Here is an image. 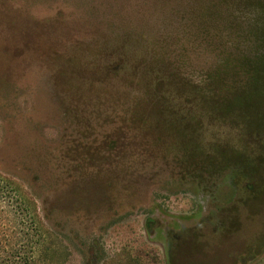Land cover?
<instances>
[{
    "label": "rangeland",
    "instance_id": "374dc122",
    "mask_svg": "<svg viewBox=\"0 0 264 264\" xmlns=\"http://www.w3.org/2000/svg\"><path fill=\"white\" fill-rule=\"evenodd\" d=\"M263 14L0 0V175L42 218L52 264H264V84L241 65ZM4 206L0 257H34Z\"/></svg>",
    "mask_w": 264,
    "mask_h": 264
},
{
    "label": "trees",
    "instance_id": "16d2710c",
    "mask_svg": "<svg viewBox=\"0 0 264 264\" xmlns=\"http://www.w3.org/2000/svg\"><path fill=\"white\" fill-rule=\"evenodd\" d=\"M264 15V14H263ZM256 31L253 32L255 36V48L259 51L254 57H243L241 61L242 67L246 69V76L251 78L252 85L264 84V72L259 75V72L264 71V51L260 54V50H264V17ZM229 64V63H228ZM260 81V82H259ZM20 187L15 183L0 175V200L4 204V209L8 213H14L18 220V230H16V237L20 238L28 246L30 244V253L34 257H28L27 253L21 255L16 250L15 256L7 255L4 259L0 257V264H52V257L55 254L54 247H47V233L42 222V218L33 211L31 201L21 193ZM12 235V234H11ZM10 235V237H11ZM14 237H11L13 239ZM31 244L33 246L31 247ZM15 250V249H13ZM37 253V257L35 255ZM14 253V252H13ZM43 254V257H42ZM14 257V259H13ZM13 259L12 261H10Z\"/></svg>",
    "mask_w": 264,
    "mask_h": 264
}]
</instances>
